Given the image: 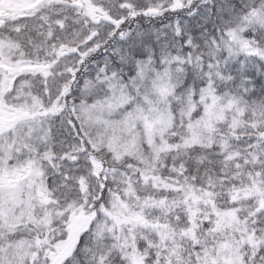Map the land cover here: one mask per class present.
<instances>
[{"label": "snow or ice", "instance_id": "snow-or-ice-1", "mask_svg": "<svg viewBox=\"0 0 264 264\" xmlns=\"http://www.w3.org/2000/svg\"><path fill=\"white\" fill-rule=\"evenodd\" d=\"M0 264H264V0H0Z\"/></svg>", "mask_w": 264, "mask_h": 264}]
</instances>
